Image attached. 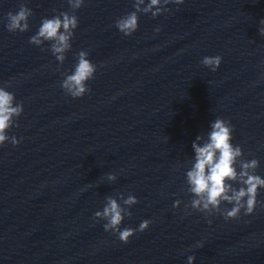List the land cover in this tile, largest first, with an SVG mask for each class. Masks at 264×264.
<instances>
[{
  "label": "water",
  "instance_id": "1",
  "mask_svg": "<svg viewBox=\"0 0 264 264\" xmlns=\"http://www.w3.org/2000/svg\"><path fill=\"white\" fill-rule=\"evenodd\" d=\"M135 4L85 0L74 10L69 0H0V85L23 103L8 130L23 139L0 147V264H186L188 255L195 264H264L260 204L231 220L184 207L193 198L185 178L192 141L206 139L218 116L231 123L240 159H258L264 176V0L138 11L137 31L124 36L114 21ZM21 6L31 10L28 30L9 32L6 13ZM62 12L79 24L58 63L51 41L36 46L29 37ZM81 51L97 68L90 92L74 99L60 82ZM217 54L215 72L200 63ZM128 195L138 203L121 227L151 223L123 243L93 213Z\"/></svg>",
  "mask_w": 264,
  "mask_h": 264
},
{
  "label": "clouds",
  "instance_id": "2",
  "mask_svg": "<svg viewBox=\"0 0 264 264\" xmlns=\"http://www.w3.org/2000/svg\"><path fill=\"white\" fill-rule=\"evenodd\" d=\"M84 3L85 0H69V6L74 10L80 9ZM183 3L184 0H163V3L162 0H148L145 4V0H136L134 6L136 11L116 19L114 24L120 33L130 36L137 31L139 26L138 11L151 12L155 17L162 11H167V5L179 6ZM30 14L31 10L25 6H21L15 12H7L6 29L9 32L27 31ZM78 24V17L67 12L44 18L35 34L29 37V43L39 46L43 41H51V52L57 62L62 63L64 52L71 47L70 40ZM258 25L259 35L264 36V17L259 19ZM154 31L159 32L160 28L157 26ZM87 56V52L81 51L72 73L66 75L60 82L64 93L74 99L81 98L90 92L86 82L93 79L96 73L97 65L93 64ZM221 61L222 57L219 54L205 55L200 63L215 72ZM22 112L23 103L16 102L14 93L0 85V147L5 143L15 146L23 139L14 134H8V130L14 126V118H18ZM232 133L231 123L218 116L210 122V130L207 132L206 139L197 135L192 141L194 158L191 167L185 173V178L193 198L190 204L184 205L186 210L195 209L206 216L218 211L225 220H231L240 216L241 212L244 215L252 214L257 204L264 207V201L257 199L260 190L264 189V176L255 171L260 162L256 158L240 159L244 154L243 149L239 144H233ZM238 161L239 166L237 167ZM107 178L112 181L117 176L110 172ZM234 183L240 186L236 188ZM137 203L135 195L122 197L120 201L108 197L103 209L95 211L93 218H102L105 221L102 225L103 230L115 234L117 239L127 243L131 236L136 232H143L151 223L149 219H143L135 228L121 227L124 218L132 215L131 207ZM222 203L230 204L231 207L221 210ZM180 204V200H174L172 207H179ZM200 244V241L196 242V246ZM186 264H195V256L188 255Z\"/></svg>",
  "mask_w": 264,
  "mask_h": 264
}]
</instances>
